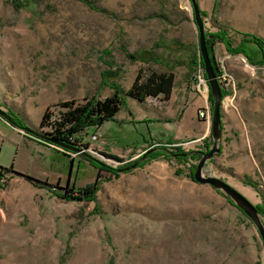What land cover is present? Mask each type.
<instances>
[{"label":"rangeland","instance_id":"obj_1","mask_svg":"<svg viewBox=\"0 0 264 264\" xmlns=\"http://www.w3.org/2000/svg\"><path fill=\"white\" fill-rule=\"evenodd\" d=\"M11 1L0 0V110L11 121L0 119L50 150L42 177L5 167L0 264H264L256 226L191 177L200 154L189 151H206L211 136L160 138L165 123L125 105L122 91L139 68L192 79L202 67L190 0H90L94 8L82 0ZM198 7L223 93L219 151L203 174L245 195L264 224V64L255 45L249 56L230 53L214 36L225 30L235 46L243 33L264 39V0H198ZM115 92L121 114L70 142L25 130H39L47 110L54 119L59 102ZM209 106L211 121L210 99ZM14 156L13 148L5 154L9 165Z\"/></svg>","mask_w":264,"mask_h":264},{"label":"trees","instance_id":"obj_2","mask_svg":"<svg viewBox=\"0 0 264 264\" xmlns=\"http://www.w3.org/2000/svg\"><path fill=\"white\" fill-rule=\"evenodd\" d=\"M90 7L94 8V4L90 0H82ZM12 4L17 7H23L32 0H12ZM214 36L218 41H221L228 52L230 53H242L248 55V44L255 45L261 54L260 63L264 64V39L256 36L243 33L242 39L238 45H233L232 40L229 38L225 30L217 31ZM206 40V48H207ZM199 63L202 64V61ZM215 75L217 68L213 66ZM174 73L172 71H157L152 69H142L139 68L136 71V75L130 86L122 91L123 96L126 98L135 99L137 101H144L146 98H156L161 96L163 100L169 98L171 89L173 87ZM221 97L223 98V93L221 90ZM209 99L212 102V97L209 91ZM124 104L123 99L118 96V93H113L110 96H105L103 98H95L93 96L85 97L81 101L77 100H66L57 103L58 112L54 119H51V113L47 110L43 113L40 122L39 130H35L38 133L46 136L48 139L45 141L64 143L70 142L69 139L75 138L76 134L85 130L88 126H97L105 121L113 120L116 114L121 109ZM16 126H20L15 124ZM48 131H46L44 129ZM43 129V131H42ZM222 129V125H221ZM161 154H166L169 156L180 157L182 152H173L166 148L160 149ZM158 153V152H157ZM115 160H122L116 155L105 154ZM197 155V154H196ZM11 170L5 167H0V178L4 174L10 173ZM178 174V172H176ZM193 173V171H192ZM191 173V177H192ZM89 191H78V194H88ZM70 200L80 199V196L66 195ZM258 212L261 214L260 208L256 207Z\"/></svg>","mask_w":264,"mask_h":264},{"label":"crops","instance_id":"obj_3","mask_svg":"<svg viewBox=\"0 0 264 264\" xmlns=\"http://www.w3.org/2000/svg\"><path fill=\"white\" fill-rule=\"evenodd\" d=\"M135 75L136 72L132 81ZM125 103L132 113L137 112L138 116H140L139 113H142L145 117L154 116L159 118V121L154 123H165V126L169 128H167V133H163L160 138L195 142L210 136L209 89L208 86L197 87L191 77L178 76L174 73L173 87L167 100H163L161 96L146 98L144 101L125 98ZM123 106L114 118L121 114ZM199 111H204L205 116L200 117ZM12 148L14 149V159H16L15 167L13 164L9 165V161L5 157V154ZM49 150L0 119V167L12 166L16 171L42 177L45 173L42 165L45 167L48 165L44 160L45 152L49 153Z\"/></svg>","mask_w":264,"mask_h":264},{"label":"water","instance_id":"obj_4","mask_svg":"<svg viewBox=\"0 0 264 264\" xmlns=\"http://www.w3.org/2000/svg\"><path fill=\"white\" fill-rule=\"evenodd\" d=\"M190 2L198 30V47L200 52V58L202 61V67L204 70V75L207 81L208 89L212 97V109H211V121H210L211 123L210 136L212 143L206 151L200 152V157L195 164L192 177L196 183L210 185L213 189L223 194L230 201L232 205L238 208L256 226L264 244V224L260 218V213L258 212L256 206L253 203H251L245 195H243L241 192H239L235 187H233L229 183L215 176H210V175L206 176L203 174L205 163L208 160H210L215 153L219 151L218 143L221 137L222 97H221V88L217 80V77L215 75V71L206 48L205 35H204L203 23L198 7V0H190ZM0 115H2L7 120L11 121L10 117L1 110H0ZM25 130L32 135H36L48 139L46 136H43L42 134L28 127H25ZM153 150L155 149H150L148 152H152ZM180 155L185 156L186 153L183 152L180 153ZM135 165L136 162L126 167L125 169L127 170Z\"/></svg>","mask_w":264,"mask_h":264},{"label":"built area","instance_id":"obj_5","mask_svg":"<svg viewBox=\"0 0 264 264\" xmlns=\"http://www.w3.org/2000/svg\"><path fill=\"white\" fill-rule=\"evenodd\" d=\"M193 79L195 81V85L197 87H202V86H205L207 87V81H206V78H205V75H204V70H203V67H201L200 65H198V69L194 72V76H193ZM198 115L200 117H204L205 116V112L204 111H199ZM208 117L209 114H208ZM6 174H4L1 178H0V182L3 183L6 179Z\"/></svg>","mask_w":264,"mask_h":264},{"label":"flooded vegetation","instance_id":"obj_6","mask_svg":"<svg viewBox=\"0 0 264 264\" xmlns=\"http://www.w3.org/2000/svg\"><path fill=\"white\" fill-rule=\"evenodd\" d=\"M202 150H197V149H192L191 151H189V154H191V155H193V154H200V152H201ZM186 154H188V153H186Z\"/></svg>","mask_w":264,"mask_h":264}]
</instances>
